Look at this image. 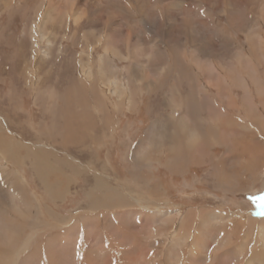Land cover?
<instances>
[{"label":"rangeland","instance_id":"374dc122","mask_svg":"<svg viewBox=\"0 0 264 264\" xmlns=\"http://www.w3.org/2000/svg\"><path fill=\"white\" fill-rule=\"evenodd\" d=\"M249 10L251 16L246 14ZM228 43L232 46L225 48ZM199 63L210 66L207 72L213 80L206 78ZM160 68L168 70L160 72ZM220 69L227 74L238 72L245 86L240 80L224 83L225 72L221 77L216 74ZM217 80L225 94L220 98L214 97ZM108 81H116L127 101L115 117L107 118L108 125L115 124L104 132L93 105L104 102L100 93L110 88L105 86ZM172 84L181 87V95L190 94L193 103L203 100L206 92L227 117H245L241 102L249 95L254 100H248L247 112L262 119L264 106L258 103L256 87L264 86V0H0V156L4 159L0 162L5 167V172L0 170V264L8 263V249L19 252L28 237L17 264H110L114 245L119 253L133 247L126 235L122 239L125 232L147 237L151 228L139 224L136 216L124 214L123 196L130 198V204L139 198L151 209L153 201L164 212L198 207L262 218L260 182L254 195L233 191L232 183L225 185L227 193L216 191L202 182L210 166L199 158L180 160L183 168L177 172L153 161L150 167L160 182L155 196L142 189L140 193L132 183L129 186L132 165L125 161L129 148L136 146V157L148 156L158 138L157 131L152 139L145 138L153 118L178 111L168 107L172 99H180V95L172 97ZM113 100L118 103L116 97ZM210 100L205 99L199 120L211 113ZM149 104H154L153 114L148 113ZM53 122L64 125L67 132L78 125L77 137L67 151L75 170L66 169L69 179L64 176L52 186L60 196L44 191L32 168L34 159L25 150L41 145L40 152H46L48 163L56 168L45 182L51 184L62 170L58 159L65 164L67 153L56 145L60 135L49 138L42 132L41 127L51 129ZM207 126L203 131L210 133ZM164 131L169 130L160 126L159 132ZM215 133L224 135L223 129ZM4 137L15 138L21 145L18 162L7 158L4 145L9 139ZM209 142L205 141L206 150L212 151L215 147ZM221 154L217 147L216 157ZM141 172L146 176V169ZM96 178L110 187L93 192L90 201L86 196ZM105 188L117 196L111 201L116 205L113 209H108L112 198ZM172 215L159 220L168 232ZM14 232L17 239L10 240ZM220 239L215 235L213 242L200 245L199 250L209 258ZM207 258L203 264H208Z\"/></svg>","mask_w":264,"mask_h":264},{"label":"bare ground","instance_id":"6f19581e","mask_svg":"<svg viewBox=\"0 0 264 264\" xmlns=\"http://www.w3.org/2000/svg\"><path fill=\"white\" fill-rule=\"evenodd\" d=\"M229 46L231 47L232 45H229L228 43L225 48H228ZM194 58L195 56L193 55V59ZM249 63L250 66H253L251 62ZM194 64L197 65V61L194 60ZM199 67L204 71L206 78L208 77L210 80H213V78L208 76L209 73L207 70L210 69V66L207 63H199ZM167 70L168 69L166 68H160V72H166ZM224 72V70L222 71V69H220L219 71L217 70L216 74H219L218 76L221 77ZM240 76L241 75L235 71H230L229 74L225 72L224 83H228L229 81L234 83L240 80L243 83L241 85L243 87L245 86V80ZM252 78H255L257 82L256 77ZM100 80H102L101 77ZM258 83L259 82L256 84ZM105 86H109L110 88H107L106 92L100 93V95L104 98V102L93 105L96 106V112L99 113V115L96 116L100 117L98 127L102 126L104 132L107 131L109 127L112 130L115 121L108 125L107 118L115 117V113L120 112L121 107L124 104V99L127 98L126 96H123L119 90H117L116 81H108V84L106 82ZM214 86L216 90L214 97L216 96L220 98L225 96L222 89L218 87V80ZM180 88L178 84H172L170 88L172 97L178 99L177 97L180 95V99L178 101L172 99L168 103V107L177 108L179 112H172V116L164 115V117H155V119L152 117L153 122L147 131L145 138L152 139L157 131L158 138L156 145L153 147L154 149L150 151L148 156L136 157L133 153L136 146L133 145L129 148L127 154L125 155V161L128 160L129 164L132 165V170L129 171L132 178L129 182V186L131 187L132 183L138 186L137 188L140 189V193L142 189L145 190L149 196H155L157 194L155 187H159L160 182L156 179V173L151 170L150 166L152 162L155 161L160 166H163L173 172H177V170L183 168L180 166L179 161L189 157L190 159L199 158L203 163L210 166V170L203 176L202 182L211 186L212 189L215 188L216 191L220 190L222 193H227L229 190L225 188V185L229 187V183H232L234 184L233 191L254 195L257 191L255 186L258 182H260L262 190L264 191V117H262V119H256L255 117L259 116H256L255 112L252 115H249V112H247L248 103H253L254 99L247 95L242 100V110L247 113L245 117H227L221 108L213 103L214 98L207 97L206 92L204 94L205 96H203L204 99L200 102H196V104L193 103L194 101H190V94L186 96L181 95V92L179 91ZM109 89H112L113 91L110 92ZM95 94L96 93H93V96ZM256 95L259 100L258 103L264 106L263 85H257ZM113 97L117 98L118 103H115ZM207 98L211 99L210 102L212 106H210L212 107V111H210V114H206L204 119L199 120L203 117L201 116V113H203L204 108H206L207 104L205 103V99ZM101 100L103 99H100V101ZM125 101H127V99ZM128 103L130 104L131 101ZM154 110V104H149L148 113L153 114ZM205 113L209 112L206 111ZM250 117L254 118L252 119ZM211 122L213 124H217L215 126L208 127V123ZM63 123L65 124V122ZM204 123L205 126H203ZM63 126L64 125L61 127L59 123L54 124L53 122L51 129H44L42 127L41 129L42 132L49 138L60 135V139L56 142V145H59L61 149H64V151L67 152L70 151L72 148L71 145L74 142L73 140L77 137L74 131H78V125L75 127L74 131L69 130L68 132ZM160 126L164 129H168L169 131L160 133ZM206 126L211 131L210 133L203 131ZM216 129H223L224 135L222 136L221 134L219 135L215 133ZM227 130L232 133H227ZM114 131L115 128L113 132ZM4 138L9 139L4 145V148L10 153L5 152L7 158L18 162L16 153L18 152V149L21 148V145L15 140V138ZM217 139L219 142H217ZM207 140L210 141L209 143L212 144L213 147H215L212 151L206 150L205 141ZM40 146L41 145L34 146L32 150L29 148L25 149L26 152H28V157L34 159L32 168L35 170L37 178L43 183L45 187L44 191L49 194V196H57L58 194L60 196V193L55 192L56 188L54 189L52 186L60 183V180H62L61 178L64 176L69 179L66 169L75 170V167L72 166L70 161L71 156L68 155V152L65 153V164H60V158L58 159L62 170L56 174L55 178H52L51 184L48 185L46 184V181L48 180L47 176L49 173L54 172L56 168L48 163L50 161L48 160L47 153H41L38 148ZM217 147L221 148L222 154L216 157L215 154ZM1 152H3V150L0 148V153ZM96 154V157H99V153ZM109 157L110 156L107 157L108 162ZM0 159H3L2 156H0ZM51 159L57 162L56 156H52ZM95 160L96 158L92 157V161ZM0 164V170H2L3 173L5 172V167L1 162ZM142 168L146 169V176L142 175ZM140 183L144 186L143 188H140ZM103 187H110V185L103 182L102 179L96 178L94 180L92 192L90 190L86 198L91 201V197L94 196L92 195L93 192L96 194L98 191L100 192ZM107 191V195L112 198L108 201V209H113L116 205L111 201L117 198V196L113 193V189L111 190V188H108ZM122 198L123 199L120 198V202L123 203V206H121L123 208H120L124 211V214L136 216L139 224H147L151 228L147 237H141L139 233L125 232L123 235L124 238L122 239H125L126 235L128 239L132 240L133 247L131 246L132 249H130V251H121L119 253L116 249H114V245L113 248H111L113 249L111 250L113 255L111 256V260L109 262L110 264H115V262H117L115 259L118 260L117 264H203L207 256L199 250V246L201 245L203 247L205 244L208 245L210 242H213L215 235L217 238L221 239L218 244H215L213 252L210 257L207 258L209 260L208 264H264V211L261 213L262 218L259 219L255 216V218L253 216L244 218L239 213L230 215L226 212H217L208 208L198 207L196 209H189L186 211L174 209L172 211L164 212L159 210V207L155 208L158 203L155 204L153 201H150L151 206H153L151 209L144 206L143 203L140 202L139 198L133 199L134 202L131 200L133 204H130V198L126 196H123ZM127 202L131 205H129L130 208H124ZM163 215L173 216L170 219L172 221V230L170 232H168L166 224L159 223V220ZM203 235L207 236V239H205ZM13 239H17V232H14V237L10 238V240ZM27 242H29V237L23 241L19 252H15L13 249H8L5 252V256L9 258L7 264H17L18 255L20 256L22 251H24ZM157 247H161V249L158 250ZM148 249L151 250L148 251ZM120 255L123 256V259ZM141 260L143 261L142 263L140 262Z\"/></svg>","mask_w":264,"mask_h":264},{"label":"crops","instance_id":"0c3cea01","mask_svg":"<svg viewBox=\"0 0 264 264\" xmlns=\"http://www.w3.org/2000/svg\"><path fill=\"white\" fill-rule=\"evenodd\" d=\"M246 12H247L246 14H247L248 16H251V15H252V13L250 12V10H249V11H246Z\"/></svg>","mask_w":264,"mask_h":264}]
</instances>
